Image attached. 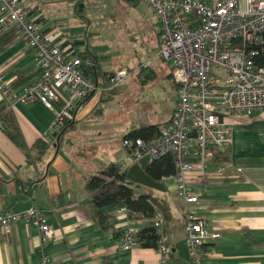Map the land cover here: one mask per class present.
I'll return each mask as SVG.
<instances>
[{
    "label": "crops",
    "instance_id": "1",
    "mask_svg": "<svg viewBox=\"0 0 264 264\" xmlns=\"http://www.w3.org/2000/svg\"><path fill=\"white\" fill-rule=\"evenodd\" d=\"M66 1L75 2L77 6L80 0H21L30 10L40 9L39 15L46 21H37V16L32 18L44 29L56 27L47 9L57 8ZM125 1L130 4L139 3L136 0ZM151 13L155 15L152 9ZM157 19H154L151 27L152 33L141 38L140 43L146 53L149 51V56L144 63L139 64L149 67L151 71L144 76L152 80L157 76L149 64L153 59L152 52L160 66L167 62L159 56V51L156 53L157 47L155 51L153 49L157 43L159 50L160 26ZM85 23L88 26L84 21L78 29L83 30ZM130 38L139 39L134 36ZM71 39L77 52L85 50L82 36L71 34ZM130 61L124 59V64L128 63L127 68L119 66L114 69H127L130 75L121 82L129 78L130 82H120L113 87L106 86L109 73L113 70H104L103 60L100 61V73L98 76L93 75L92 79L100 89L78 103L74 120L59 137L58 134L46 141L48 147L40 156L33 145L38 140L45 141L42 138L54 120L57 105L48 108L39 101L24 104L12 101L0 91V214L9 210L39 208L44 212L45 222L53 228L46 246L40 245L39 232L33 224L16 221L3 228L0 231V264H39L44 255L51 258V264H190L184 235L186 211L203 217L209 230L219 233L217 238L206 244L209 253L205 261L207 264H264V110L243 117L233 126V142L228 148L229 160L222 164H216L214 160L205 173L194 171L188 175L186 182L193 189L197 202L183 204L177 196L173 181L168 186L162 184L164 189L158 190L157 194L144 188L136 189L137 192L161 198L168 205L170 216L166 219L165 232L170 252L164 257L165 263L154 248H143L140 245L127 250L121 248V231L131 223L127 209L120 210L125 207L124 202L100 208L108 215L109 227L104 229L100 224L98 208L91 202V196L84 185L91 175L97 174L110 162L124 167L131 164V155L122 142L125 135L136 128V117L126 121L122 119V111H119L116 113L120 121L118 126L117 122L108 120L100 126L96 124L104 148L100 162L92 155L86 157L83 143L75 154L70 133L79 124H83L84 118L104 116L106 108H103L109 101H117L120 109L123 106L121 103L127 101L129 88L136 94L135 75L138 64L131 66ZM38 73L33 51L20 38L17 30L15 40L0 53V75L12 82L17 77L34 78ZM167 78H170L173 99L170 100L165 118L159 122L146 120L142 126H163L169 121L176 106V93L170 73ZM135 98L136 95V101ZM131 107L136 109L135 105ZM10 125H15L20 132L23 147L16 144L4 130L3 126ZM216 165H223L224 170L214 171L213 166ZM165 193L168 194L167 198L162 197ZM173 201L177 204L174 211ZM175 216L178 217L174 219ZM134 219L137 229L150 225L149 217L136 214Z\"/></svg>",
    "mask_w": 264,
    "mask_h": 264
},
{
    "label": "built area",
    "instance_id": "2",
    "mask_svg": "<svg viewBox=\"0 0 264 264\" xmlns=\"http://www.w3.org/2000/svg\"><path fill=\"white\" fill-rule=\"evenodd\" d=\"M136 1L149 5L159 18L162 37L158 54L172 67L176 106L153 138H124L122 144L131 155V164L145 155L150 164L169 154L175 170L161 180L171 179L178 198L188 205L197 202L186 182L188 175L208 171L217 153L232 145L233 126L264 110V67L253 61L256 46L264 38V0ZM12 27L33 51L39 73L17 89L0 75V91L24 104L39 101L48 108L57 105L54 120L42 138L53 139L74 120L78 103L100 89L85 74L93 62L76 54L69 32L60 27L44 29L21 0H0V36ZM129 74L118 70L112 79L117 84ZM213 167L216 172L224 170L223 165ZM16 221L36 226L40 245L48 244L53 228L45 222L41 209L3 212L0 231ZM130 221L121 231L120 245L125 250L139 245L136 219ZM149 221L158 234L155 252L165 263L170 248L164 212L156 208ZM184 235L189 263L207 264L206 244L219 233L210 231L203 217L186 211ZM39 264H51V258L44 255Z\"/></svg>",
    "mask_w": 264,
    "mask_h": 264
},
{
    "label": "rangeland",
    "instance_id": "3",
    "mask_svg": "<svg viewBox=\"0 0 264 264\" xmlns=\"http://www.w3.org/2000/svg\"><path fill=\"white\" fill-rule=\"evenodd\" d=\"M133 1L134 0H131V2ZM136 2L139 3L130 4L125 0H85L84 16H82V14L80 15V8L72 1H66L65 4L57 8L52 7L47 9L49 18L56 27H60L74 36H82L85 44L90 50L96 52L98 56L106 57L103 58V69L106 71L113 70L109 73L107 87L111 85L113 87L121 82L115 84L112 78L118 71H114L115 68L119 66L127 68L128 63L126 62L124 64V59H130V62H132L130 63L132 64L131 66H136L138 64L136 66L135 75L136 94L132 92L133 89L129 88L127 101L125 104L124 101L121 103L123 109H121L122 107L120 109L118 108L119 103H117V101H109L103 108H106L104 116L84 118L82 120L83 124H79L78 127L70 133L73 141L72 151L76 154V151L81 148L83 143L86 148L84 151L86 152V157L88 158L92 155L99 162L103 159L104 148L101 140L102 138L98 135V126L96 127V124L100 126L108 120L117 122L118 126L120 121H118L116 113L119 111H122V119L126 121H130L131 117H136V128L141 127L146 120L159 122L162 118H165L169 110V105L171 104L170 100L173 99V90L172 87L169 86L170 78H167L169 73L170 76H172V67L167 62L160 66L158 58L154 59V52H152L153 56L151 57H153V59L149 64H151L150 67H153L154 71H156V78L154 77L153 80L147 78L145 82H142V77L137 75V68L139 69L140 64L144 63L147 55L149 56V51L146 53L140 46L141 38H146L152 33L151 27L154 25V19H157V17L152 13L151 15L149 14L152 8L150 9L144 2ZM84 21L88 23V26H86L87 24L85 23L83 30L78 29L81 22ZM157 24L160 26L158 19ZM133 36L135 38L139 37V39L133 40L130 38ZM161 37L159 33V40H161ZM153 49L154 51L156 50V53L159 51L157 43L153 45ZM143 73L145 72L143 71ZM129 82L130 78L121 82V84H128ZM146 82L147 84L144 85ZM135 95L136 101L134 100ZM132 105H135L136 109H131ZM100 106L102 105L100 104ZM125 107L130 109L126 110L124 109ZM116 108H118V110H116ZM254 113L256 112H253V114ZM118 115H120V113ZM88 121L91 122L88 123ZM171 182L172 180H166L160 183L168 186ZM139 186L152 193H159L157 189H152L140 184ZM170 191L172 190L170 189ZM162 197L167 198L168 194H162ZM176 208L177 204L173 201V211ZM177 217L178 216H175L174 219Z\"/></svg>",
    "mask_w": 264,
    "mask_h": 264
},
{
    "label": "trees",
    "instance_id": "4",
    "mask_svg": "<svg viewBox=\"0 0 264 264\" xmlns=\"http://www.w3.org/2000/svg\"><path fill=\"white\" fill-rule=\"evenodd\" d=\"M77 6L80 8L79 10L81 15L83 13L82 0L78 1ZM39 13V8L30 10L31 17L37 16V21H46V19L39 15ZM16 34L17 30L15 28H11L0 36V53L3 52L15 40ZM256 50V55L253 57L254 64L264 67V38L263 41L256 46ZM76 54L80 56L81 59L88 58L93 61V65L87 67L85 71V74L88 76V78L93 81V75L98 76L100 73V61L106 57H98L95 52L88 48L87 45L85 50L78 51ZM148 68L149 67L146 66H140L139 69L137 68V75H139V77H143L145 80L146 77L144 75L151 71H149ZM143 71L145 73H143ZM104 75L106 76V74ZM32 77H17L11 82V87L17 89L30 81ZM69 123L70 122L66 123L64 128L58 133L59 135L57 134L58 137L61 135V132L63 133ZM3 127L8 136L14 142H16V144L21 147L24 146L21 134L15 125ZM160 128L161 126L158 124L141 126L128 132L124 138H141L148 141L157 133H159ZM47 147L48 144L46 141L42 140L36 141L33 145V148L37 151L39 156L43 154ZM229 157V149H226V151H220L217 153L214 163L222 164L224 161L229 160ZM174 170L172 157L169 154H166L159 157L158 159L153 160L147 166L146 173L152 179L161 182V178L163 176L172 175ZM84 188L90 194L91 202L95 207L98 208V220L104 229L109 227V224H107L108 215L101 211L100 208L118 202H124L130 219H134L136 214H141L149 218L153 217L156 208H159L164 212L166 219H168L170 216L168 205L163 199L158 198L150 193L136 191L137 188H140L139 184H135L126 179V169H124L123 165H120L119 163L110 162L97 174L91 175L87 179ZM135 236L141 247L156 248L158 234L152 225H147L137 229Z\"/></svg>",
    "mask_w": 264,
    "mask_h": 264
},
{
    "label": "water",
    "instance_id": "5",
    "mask_svg": "<svg viewBox=\"0 0 264 264\" xmlns=\"http://www.w3.org/2000/svg\"><path fill=\"white\" fill-rule=\"evenodd\" d=\"M148 159V155H145L140 158L137 163L129 165L126 169V179L136 184L145 185L157 190H163L164 186L160 182L149 177L146 173V168L149 165Z\"/></svg>",
    "mask_w": 264,
    "mask_h": 264
}]
</instances>
